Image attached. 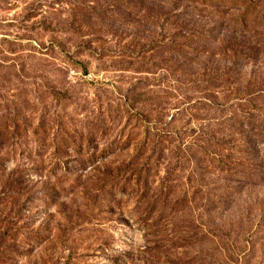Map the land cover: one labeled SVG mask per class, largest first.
<instances>
[{"label": "rangeland", "instance_id": "374dc122", "mask_svg": "<svg viewBox=\"0 0 264 264\" xmlns=\"http://www.w3.org/2000/svg\"><path fill=\"white\" fill-rule=\"evenodd\" d=\"M0 264H264V0H0Z\"/></svg>", "mask_w": 264, "mask_h": 264}]
</instances>
